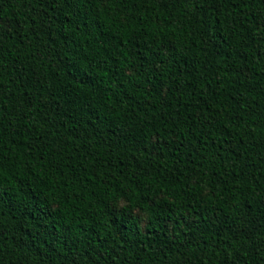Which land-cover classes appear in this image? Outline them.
Wrapping results in <instances>:
<instances>
[{
    "label": "trees",
    "instance_id": "16d2710c",
    "mask_svg": "<svg viewBox=\"0 0 264 264\" xmlns=\"http://www.w3.org/2000/svg\"><path fill=\"white\" fill-rule=\"evenodd\" d=\"M0 170V264H264V0H0Z\"/></svg>",
    "mask_w": 264,
    "mask_h": 264
},
{
    "label": "snow or ice",
    "instance_id": "6c2138e0",
    "mask_svg": "<svg viewBox=\"0 0 264 264\" xmlns=\"http://www.w3.org/2000/svg\"><path fill=\"white\" fill-rule=\"evenodd\" d=\"M0 176H2V170H0ZM5 198H6V192L0 191V202H2ZM261 243L264 244V239L261 240Z\"/></svg>",
    "mask_w": 264,
    "mask_h": 264
}]
</instances>
